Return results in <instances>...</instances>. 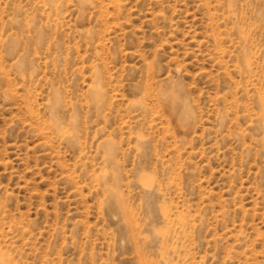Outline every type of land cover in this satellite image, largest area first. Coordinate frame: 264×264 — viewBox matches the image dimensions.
Listing matches in <instances>:
<instances>
[{
    "label": "rangeland",
    "instance_id": "374dc122",
    "mask_svg": "<svg viewBox=\"0 0 264 264\" xmlns=\"http://www.w3.org/2000/svg\"><path fill=\"white\" fill-rule=\"evenodd\" d=\"M0 264H264V0H0Z\"/></svg>",
    "mask_w": 264,
    "mask_h": 264
}]
</instances>
